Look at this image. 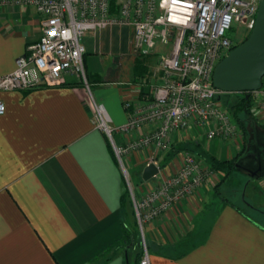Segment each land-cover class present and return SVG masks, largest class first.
Here are the masks:
<instances>
[{
	"label": "crops",
	"instance_id": "1",
	"mask_svg": "<svg viewBox=\"0 0 264 264\" xmlns=\"http://www.w3.org/2000/svg\"><path fill=\"white\" fill-rule=\"evenodd\" d=\"M40 21L34 7L0 0V77L39 40ZM132 37L123 26L82 38L92 96L110 110L115 126L125 122L120 103L138 94ZM143 59L146 77L156 59ZM129 61L131 77L123 66ZM85 89L67 75L56 86L0 90L6 106L0 115V264H126L125 251L112 246L122 236V222L129 230L135 226L132 202L122 205L127 165L142 175L147 161L156 155L160 162L164 153L145 149L125 156L124 171L111 140L95 127ZM113 139L124 142L120 134ZM184 142L200 143L222 160L244 147L242 141H208L202 132L174 138L173 145ZM179 153L165 165L170 172L181 164ZM222 175L145 224L150 264H264V223L222 198ZM157 179L133 190L141 197ZM255 179L264 195V177ZM213 190L222 199L217 212L205 210L217 205Z\"/></svg>",
	"mask_w": 264,
	"mask_h": 264
},
{
	"label": "built area",
	"instance_id": "2",
	"mask_svg": "<svg viewBox=\"0 0 264 264\" xmlns=\"http://www.w3.org/2000/svg\"><path fill=\"white\" fill-rule=\"evenodd\" d=\"M32 6L40 17L41 37L29 44L16 68L0 77V90H29L56 86L67 75L78 77L88 92L95 127L111 140L124 169L123 158L141 150L169 151L174 138L202 132L208 141H240V128L222 91L213 85L217 64L241 42L227 33L233 24L248 32L254 29L261 0H11ZM115 26L133 31L136 57L154 56L156 64L135 85V98L123 100L126 120L114 126L104 104L95 102L88 76L82 38ZM259 89L251 91V112L264 125V76ZM6 106L0 99V115ZM114 132L124 138L115 143ZM181 164L170 172L153 155L159 171L153 187L138 197L126 179L138 225L151 222L204 184L212 182L214 170L193 151L179 153ZM125 171V169H124ZM143 231V229H142ZM140 264H150L144 246Z\"/></svg>",
	"mask_w": 264,
	"mask_h": 264
},
{
	"label": "trees",
	"instance_id": "3",
	"mask_svg": "<svg viewBox=\"0 0 264 264\" xmlns=\"http://www.w3.org/2000/svg\"><path fill=\"white\" fill-rule=\"evenodd\" d=\"M240 44V43H239ZM238 44V45H239ZM237 47V46H235ZM144 59L143 58H138L135 66L136 75L138 78H136V82L145 76L144 74L147 72V67L144 65ZM88 76V75H87ZM88 82L90 84V80L88 78ZM251 98L250 96L247 98L246 93H242L239 95L238 102L236 104H232L229 107L230 112L232 113L234 117V121L237 122L239 128L241 129L243 133V145L242 150L239 152L238 155H236L232 159L228 160H222L219 159L218 157L210 154L209 152L205 151L204 149L200 148L201 144H195L194 142H184L178 145H173L172 148L164 152L163 159L160 161L161 166H165L167 161H169L173 156H176L179 152L184 151V150H190L195 152L200 158H204L207 162L209 167L214 170V171H219L223 172V179L221 180V183L228 179V177L235 171L238 170L237 165L239 164L240 161L245 157L247 160L249 159H254V157L260 158V160L264 161V125L259 123L258 120L252 116L251 109ZM245 116H244V115ZM243 115V116H242ZM242 116V117H241ZM249 117V118H248ZM252 119L249 121H252L250 124H246V119ZM253 123V125H252ZM192 144L193 148H189V145ZM254 145V148L252 150H247L248 146ZM252 148V147H251ZM244 160V159H243ZM240 165L241 162H240ZM242 168V167H241ZM245 168H243L244 170ZM261 172L260 175L254 176L256 177H264V169ZM251 177V176H250ZM249 177V178H250ZM226 199L225 197H222ZM130 194L129 191L125 193L122 197V205L123 207L129 204ZM258 213H264V209L261 208H254ZM238 209V208H237ZM240 210V209H239ZM241 213L244 215L250 217L252 220L253 217L243 210H240ZM256 222V220H254ZM122 236L119 238V240L112 246V249L115 247L117 250L122 249L125 251V258H126V264H140L139 262L141 261L143 257V250H139L140 248V242L138 240L137 232L134 230H129L127 226L122 222ZM107 261L111 259V256L106 258Z\"/></svg>",
	"mask_w": 264,
	"mask_h": 264
},
{
	"label": "water",
	"instance_id": "4",
	"mask_svg": "<svg viewBox=\"0 0 264 264\" xmlns=\"http://www.w3.org/2000/svg\"><path fill=\"white\" fill-rule=\"evenodd\" d=\"M254 29L249 36L232 49L216 66L213 73V85L222 91V103L230 107L233 103L231 94L246 93L262 85L264 76V0H261ZM159 168L154 163L145 166L142 179L150 181L158 174ZM252 177L255 173L251 174Z\"/></svg>",
	"mask_w": 264,
	"mask_h": 264
},
{
	"label": "rangeland",
	"instance_id": "5",
	"mask_svg": "<svg viewBox=\"0 0 264 264\" xmlns=\"http://www.w3.org/2000/svg\"><path fill=\"white\" fill-rule=\"evenodd\" d=\"M115 27L118 28V27H123V26H115ZM249 34H250V32H248L243 26L234 23L233 24V28L227 33V36L229 38H231V39H235L236 38L238 40V42L241 41L240 43L242 44V42L249 36ZM131 65H132V63H130V61H129V63L126 62L123 65L125 70L128 73V75H127L128 77H131L130 76L131 72H132L131 71V68H132ZM120 107L122 108V112H123L122 114L125 116V120H126V113H125V111L123 109V102L120 103ZM227 109H229V107H227ZM107 110H108V108H107ZM108 112H109L108 114H110V116L112 117V114H111L110 110H108ZM252 116H253V114H252ZM248 118L245 120L247 125L252 122V121H249V120H252V119H248ZM237 134H239L238 136L241 137L240 141H242V145H243V142H244L243 141V136L244 135H243L241 129H240V132H238ZM117 135H118V133L114 132L113 136L115 137ZM226 142L222 143V144H224L227 147H230L231 145H233L231 142H229V143H226ZM189 148H193L192 144L189 145ZM247 150L248 149H246V151ZM249 150H252V149H249ZM240 159H244V160L240 161L241 164L248 165L249 167H252V170H250L249 175L245 174V172H243V171H240V169L243 170V167L241 168V165H240V162H239V164L237 165L238 170H235L228 177V179H226V181H224L223 184H221V186L219 188L220 192H221L223 197H226L227 199L236 202L245 211H247L249 213V215H251L253 218L255 217L259 221L262 220L263 223H264V214H260V213H258V211H256L255 209L251 208V207L259 208L260 205H264V195H262L261 190H260V188L258 186V183H256V182H258L257 179L249 178L252 173H255V171H257L256 170L257 169V163L255 162L254 159H250V160L248 159L247 160L245 157L240 158ZM200 160H202L204 162V166L209 167L208 162L204 158H202V156H201ZM135 170L136 169H132L131 167H129V165H127V172L129 173L128 176L130 177V184H131V186L134 189H135V187H137V185H140V184L145 185L146 184V181H144L142 179V175L140 173V170H137V171H135ZM217 172H219V171H214V173L212 174L213 175L212 181L214 180L216 182L217 180L220 179L218 177L216 178V173ZM221 174H223V172H221ZM256 175L258 176V175H260V173L256 172L255 176ZM155 184L152 183V184H150L149 187H153ZM212 196H214V190L212 192L211 197ZM214 197L216 198L217 205L215 203L212 206H209L205 210H208V211L210 210L211 211V209H212L214 212L219 211L218 207H219L220 201H222V199L220 197H217V196H214ZM207 201H209V198L207 199ZM133 215H134L133 222H134V225H135L133 227L134 228L133 230L137 232V236H138L137 238H138V240L140 242V245H141L139 247L140 248L139 250H143L144 246H146V248L148 249V252L150 253L149 243L147 242V240L145 239V236H144L145 224H144V226L142 228L143 229V231H142V229L140 228V225H138V221H137V218L135 216V213ZM200 234H201V232H200Z\"/></svg>",
	"mask_w": 264,
	"mask_h": 264
},
{
	"label": "flooded vegetation",
	"instance_id": "6",
	"mask_svg": "<svg viewBox=\"0 0 264 264\" xmlns=\"http://www.w3.org/2000/svg\"><path fill=\"white\" fill-rule=\"evenodd\" d=\"M240 94H242V93H234V94H231L232 100H233V103L232 104H236L238 102V99H239V95ZM254 160L257 163V169H256L257 171H255V173L256 172L257 173L259 172L261 174V172L263 171L262 169H264V161L263 160H260V158H258V157H254ZM241 167L245 168L243 171L246 174H248V175H249L250 170H252V167H249L248 165H243L242 164Z\"/></svg>",
	"mask_w": 264,
	"mask_h": 264
}]
</instances>
